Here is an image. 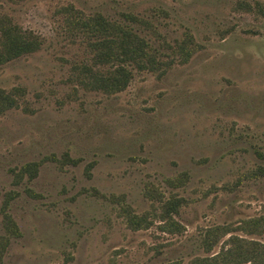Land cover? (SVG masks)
<instances>
[{"label": "rangeland", "instance_id": "374dc122", "mask_svg": "<svg viewBox=\"0 0 264 264\" xmlns=\"http://www.w3.org/2000/svg\"><path fill=\"white\" fill-rule=\"evenodd\" d=\"M69 6L131 26L156 65L131 66L115 92L85 88L90 37ZM5 17L40 45L0 63L15 98L0 109V205L12 194L19 229L0 264H188L231 234L264 242V227L240 228L264 219V0H0ZM156 192L182 198L178 230L163 229ZM122 206L150 224L131 228ZM216 225L230 231L206 249Z\"/></svg>", "mask_w": 264, "mask_h": 264}, {"label": "trees", "instance_id": "16d2710c", "mask_svg": "<svg viewBox=\"0 0 264 264\" xmlns=\"http://www.w3.org/2000/svg\"><path fill=\"white\" fill-rule=\"evenodd\" d=\"M67 19L71 24L88 34L89 46L92 50V63L83 64L79 75V81L85 88L101 89L105 92H115L123 89L132 77L131 66L137 69L150 68L156 65V58L150 52L147 40L137 33L131 26L124 22L110 20L99 12L88 16H80L73 13V7L69 6ZM131 20L136 18L131 14H124ZM192 38L186 37L176 46V52L182 59H186L192 48L188 45ZM40 38L32 31L21 30L9 19L0 18V63L14 58L22 53L37 49ZM100 67H103L100 68ZM15 91L20 88L14 87ZM15 98L4 89L0 88V109L11 106ZM75 161V160H74ZM37 163H26L22 170L28 171L32 176L36 172ZM155 193V191H154ZM12 194H6L1 202L0 209L3 212V226L5 233H0V258L4 253L10 236L19 234V229L5 209ZM161 201V210L157 214L163 222V229L178 230L181 224L172 216L177 212L182 201L181 197L171 196ZM121 211L126 214L128 225L131 228L147 227L150 220L145 214H137L129 210L128 206H122ZM264 227V219L250 218L244 221L241 229L246 232H261ZM230 231L227 226L216 225L206 229L203 237V245L206 249ZM231 244L221 249L218 253L206 257H196L188 264H264V242L252 238H245L237 234H231ZM169 264H179L170 262Z\"/></svg>", "mask_w": 264, "mask_h": 264}]
</instances>
